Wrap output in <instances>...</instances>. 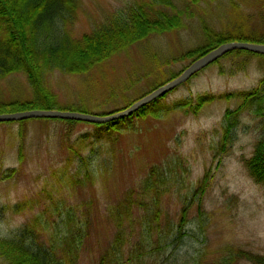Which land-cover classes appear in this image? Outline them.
<instances>
[{"label": "trees", "instance_id": "obj_1", "mask_svg": "<svg viewBox=\"0 0 264 264\" xmlns=\"http://www.w3.org/2000/svg\"><path fill=\"white\" fill-rule=\"evenodd\" d=\"M199 1L186 0L181 6L175 0H130L106 13L90 31L78 34L75 26L83 0H0V80L13 73H24L31 91L26 98L0 99V112L35 108L88 112L84 103L63 105L52 89L51 75L60 71L91 76L106 68L110 59L152 36L183 29L190 15L198 14L201 18L203 42L182 53L181 60H195L227 41L264 43V0H218L224 13L218 15L219 28L203 18L212 2L204 0L205 8ZM193 4H197L194 9ZM223 59L227 62H222ZM255 59L263 75L250 89L198 93L173 101L166 99V93L130 115L104 123L92 122L94 126L87 131L72 134L69 129L62 137V147L68 153L64 163L49 173L41 189L32 194L33 200L41 206L34 208L12 234L0 235V264H79L83 248L91 241L97 250L91 264H238L242 260L264 264V255L232 243L212 257L206 250L184 249L191 206L185 205L179 217L170 218L162 196L170 188L172 176L161 166L152 165L139 184L127 187L117 195L119 197L103 206L95 203V195L85 197L80 192V189L95 187L98 182L109 181L119 151L118 143L124 135L139 129V122L148 117L161 119L177 110L198 114L216 99L234 98L238 100L236 106L227 107L221 121L223 133L218 152H226L243 115L264 116V54L238 48L214 61L220 65L221 73L234 75L245 71ZM153 63V73L160 72L162 76L149 91L181 73L172 71L168 76L164 64L156 67ZM129 75L127 83L119 86L120 91L112 88L104 94L100 92L103 102L124 97L127 90H132L147 76L137 71ZM146 93L128 98L127 105L120 109ZM59 119L72 126L81 121ZM28 120L30 118L6 121L21 124L17 150L20 165L26 159ZM243 161L252 178L264 184V135L256 141L252 155L244 157ZM18 171L19 166L0 168V180L15 177ZM207 178L208 175L193 186V201L197 198L199 214L203 213L202 195L207 188ZM43 192L48 198L42 201ZM72 195L74 200L70 201L68 197ZM26 203L30 205L33 201H19L12 207L20 211ZM102 219L109 228L105 240L99 237Z\"/></svg>", "mask_w": 264, "mask_h": 264}, {"label": "rangeland", "instance_id": "obj_2", "mask_svg": "<svg viewBox=\"0 0 264 264\" xmlns=\"http://www.w3.org/2000/svg\"><path fill=\"white\" fill-rule=\"evenodd\" d=\"M127 1L130 0H83L75 30L78 34L90 31L106 13ZM185 1L175 0L181 6ZM210 1L211 6L203 18L219 28L218 15L223 12L218 0ZM199 5L207 6L204 0H200ZM196 6L193 4L192 9ZM190 17L186 19L187 26L183 29L152 36L128 52L110 59L106 68L93 72L91 76L56 71L50 77L52 89L66 106L84 103L88 106V112L100 114L120 109L127 105L128 98L134 99L146 93L161 78L160 72L153 73L151 62L154 61L156 67L164 64L170 76L172 71L182 72L193 61L179 59L182 53L203 42L200 16L194 14ZM222 62L227 61L223 59ZM133 71L147 76L137 82L132 90H127L124 97L103 102L100 92L104 94L112 88L120 91L119 86L127 83L129 73ZM262 75L263 70L259 68L257 59L245 71L234 75L221 73L220 65L212 62L168 92L166 99L173 101L198 93L246 90L254 87ZM30 95L24 73H13L0 80L1 100ZM237 101L234 98L216 99L205 105L198 114L177 110L161 119L148 117L139 122V129L124 135L118 143L119 151L109 181L106 184L98 182L95 187L82 191L80 189L81 195H95V203L103 206L119 197L117 195L127 187L139 184L138 181L151 166L158 165L166 168L172 176L170 188L162 196L170 218L179 217L185 205L191 206L184 249L206 250L208 256L212 257L221 252L226 244L232 243L264 255V184L252 178L243 161L244 157L252 155L256 141L264 135V116L243 115L234 129V139L229 149L223 154L218 152L223 133V114L227 107L236 106ZM20 125L17 121H0V168L19 166L15 177L0 180L2 236L12 234L34 208L41 206V203L33 200L35 196L32 194L41 189L49 173L64 163L68 153L62 147V137L67 131L71 129L70 133L73 134L74 131H87L94 126L86 120L72 126L59 118H30L26 123V159L20 165L17 154ZM69 137L73 138L72 135ZM206 175L208 183L202 195L203 213L199 214L197 198L193 201V186ZM65 194L68 196L67 192ZM42 195V201L48 198L46 192ZM68 198L74 200L73 195ZM27 199L33 204H23L20 211L12 207ZM108 234V225L102 219L99 237L105 240ZM92 243L88 242L83 248L79 264H91L95 260L97 250ZM238 264L255 263L242 260Z\"/></svg>", "mask_w": 264, "mask_h": 264}, {"label": "water", "instance_id": "obj_3", "mask_svg": "<svg viewBox=\"0 0 264 264\" xmlns=\"http://www.w3.org/2000/svg\"><path fill=\"white\" fill-rule=\"evenodd\" d=\"M238 48L264 54V43L262 42H253L246 40L227 41L210 50L206 54L196 58L179 75L147 92L125 108L103 114L71 109L35 108L14 112H0V121L20 120L32 117H57L104 123L132 114L143 105L148 104L154 99L165 95L177 86L189 80L199 70L208 66L218 58L222 57L228 51Z\"/></svg>", "mask_w": 264, "mask_h": 264}, {"label": "bare ground", "instance_id": "obj_4", "mask_svg": "<svg viewBox=\"0 0 264 264\" xmlns=\"http://www.w3.org/2000/svg\"><path fill=\"white\" fill-rule=\"evenodd\" d=\"M106 113V112H105Z\"/></svg>", "mask_w": 264, "mask_h": 264}]
</instances>
